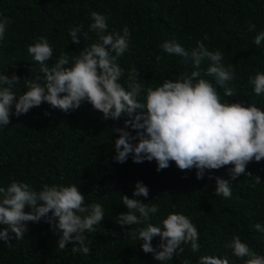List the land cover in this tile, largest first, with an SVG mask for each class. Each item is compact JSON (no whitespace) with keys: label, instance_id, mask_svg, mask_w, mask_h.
<instances>
[{"label":"trees","instance_id":"16d2710c","mask_svg":"<svg viewBox=\"0 0 264 264\" xmlns=\"http://www.w3.org/2000/svg\"><path fill=\"white\" fill-rule=\"evenodd\" d=\"M93 11L106 16L109 33L123 35V28L129 29V50L117 61L124 69L118 82L126 90L133 68L145 89H155L164 79L175 80L181 73L190 75L199 70L200 78L216 87L221 103H254L264 110V95L256 96L249 83L250 76L264 72V41L260 47L253 43L255 36L264 31V0H0V20L8 17L11 21L0 41V74L21 78L13 87L17 97L27 90L24 78L35 80L40 76L43 80L40 65L27 53V46L44 36L53 46L48 66L63 51L69 55L70 64L66 67H70L71 57L97 40L96 34L89 32ZM249 23L255 25L254 31L248 30ZM80 25V43L73 44L68 30ZM171 40L189 53L196 48L197 41H203L209 51L219 50L225 68L235 67L234 79L221 87L214 77L205 75L209 60H203L196 69L191 59L185 61L164 53L159 46ZM157 56L163 57L159 63ZM225 88L233 89L234 95L226 97ZM145 94L142 92L139 99L143 100ZM125 119L122 115L119 120H105L87 102L69 113L53 109L45 102L19 117L10 115V123L0 127V187H7L13 180L27 183L36 191L44 184H75L84 194L85 206H103L104 220L94 226L95 232L84 233L85 244L91 250L88 255L72 253V247H79L78 244L68 243L59 250V236L43 219L27 222L28 232L23 239L16 240L9 232L10 241L0 240V264H160L151 253L143 252L142 241L123 233L148 223L160 225L169 213L183 214L192 221L198 229L201 248L193 254L190 245L182 244L185 252L164 264H181L185 259L197 264L202 255L226 257L229 264H243L224 246L235 235L264 255V234L255 229L257 223L264 224V160L246 166V173L261 179L255 188L251 177L245 174L231 180V165L205 170L204 178L198 180L196 169L181 171L174 162L159 172L154 160L136 164L131 154L126 162L117 163L113 158L119 133L114 129H124ZM125 130L136 134L130 128ZM217 177L230 181L231 198L215 195ZM138 181L149 189L147 198L133 197ZM124 195L149 206L155 204L159 211L150 214L144 225L122 228L116 216L128 211L122 204ZM7 227L0 224V230ZM159 243L160 237H154L152 246Z\"/></svg>","mask_w":264,"mask_h":264},{"label":"clouds","instance_id":"9594fccd","mask_svg":"<svg viewBox=\"0 0 264 264\" xmlns=\"http://www.w3.org/2000/svg\"><path fill=\"white\" fill-rule=\"evenodd\" d=\"M90 19L93 23L89 25V32H94L97 40L84 47L79 55L72 56L70 67H66L70 64L69 55L63 51L56 62L48 66L46 62L52 59L53 46L46 37L40 36L27 46V53L40 65L42 82L40 76L35 80L24 78L27 90L17 97L13 87L21 78L16 74L11 77L0 74V127L10 123V115L19 117L45 102L64 113L78 110L87 102L102 113L105 120H119L122 115L127 117L124 129H114L119 133L113 158L117 163L126 162L131 154L136 164L154 160L159 172L174 162L181 171L196 169L198 180L204 178L205 170H219L231 165L228 169L231 180L245 174L251 177L253 188L261 183L258 175L246 173V166L252 161L264 160V110L254 103L247 106L242 102L221 103L216 87L209 80L200 78L199 70L190 75L181 73L175 80L164 79L155 89H145L138 82L137 69L133 68L128 75L126 90L118 82L124 69L117 61L129 50L128 27L123 28V35L109 33L106 16L93 11ZM10 23L8 17L0 20V41H3ZM82 28L83 25L69 28L68 35L73 44L80 43L78 33ZM248 30L254 31L255 25L249 23ZM83 36L89 38L87 32ZM204 39H208L207 35ZM262 41L264 31L255 36L253 43L260 47ZM159 47L166 54L183 57L185 61L191 59L196 69L203 60H209L205 75L214 77L221 87L234 79L235 67L229 65L225 68L221 63L223 54L219 50L209 51L203 41H197L196 48L190 53L174 40L165 41ZM162 59V56L156 57L158 63ZM249 83L254 86L256 96L264 95V72L258 71L250 76ZM142 92L146 93L143 100L139 99ZM224 95L232 97L233 89L225 88ZM45 115L50 113L45 112ZM129 128L136 134L131 135L125 130ZM133 141L138 142L134 144ZM216 184L215 195L231 198L229 180L217 177ZM148 195L147 186L138 181L133 197L147 198ZM84 200V194L75 184H44L40 191H36L27 183L13 180L7 187H0V224L8 226L0 230V240L10 241L9 232L16 240L23 239L28 232L27 222L36 223L43 219L59 236V250L65 249L68 243L78 244L79 247H72V253L88 255L91 250L85 244L87 237L84 233L96 231L94 226L104 220V209L99 203L85 206ZM121 200L128 210L116 216V222L122 228L144 225L150 214L159 211L155 204L149 206L126 195L121 196ZM26 208L29 211L26 212ZM255 229L264 234V224L257 223ZM123 235L142 241L143 252L151 253L160 264L172 260L174 255L177 258L182 255L185 252L182 244L190 245L193 254L201 248L198 229L187 216L179 213H169L160 225L148 223ZM157 236L160 243L154 248L152 240ZM224 246L232 251L233 256L242 259L243 264H264V255L242 242L239 235L233 236ZM181 264H192V261L185 259ZM197 264H229V260L202 255Z\"/></svg>","mask_w":264,"mask_h":264}]
</instances>
